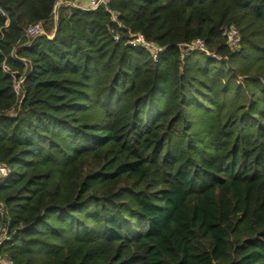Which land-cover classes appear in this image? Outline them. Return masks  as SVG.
<instances>
[{
    "label": "trees",
    "instance_id": "obj_1",
    "mask_svg": "<svg viewBox=\"0 0 264 264\" xmlns=\"http://www.w3.org/2000/svg\"><path fill=\"white\" fill-rule=\"evenodd\" d=\"M0 164L4 262L264 264V0H0Z\"/></svg>",
    "mask_w": 264,
    "mask_h": 264
},
{
    "label": "built area",
    "instance_id": "obj_2",
    "mask_svg": "<svg viewBox=\"0 0 264 264\" xmlns=\"http://www.w3.org/2000/svg\"><path fill=\"white\" fill-rule=\"evenodd\" d=\"M67 5L77 6L80 9L87 11H94L100 7H107L111 4L112 0H63ZM111 26L109 32L112 35L113 40L117 44L124 43L125 46L142 49L149 53L154 62H159L160 57L168 49L167 46H159L155 42L148 40L143 34H136L129 32L126 37H123L121 33L117 32L112 25L120 26L119 16L116 13H112ZM27 36L31 38H37L43 35V27L41 24L30 26L27 31ZM224 36L227 46L233 50H239L242 45V33L238 26L235 24L228 25L224 28ZM180 48L181 58L188 57L190 54L195 52H208V45L204 39L198 38L190 43H183L178 46ZM17 93H20L21 83L15 87ZM12 176V170L4 165L0 164V185L3 184L7 179ZM0 212L3 214V207L0 206ZM7 230L3 224H0V245L7 238ZM0 264H13L12 262H4L3 258L0 257Z\"/></svg>",
    "mask_w": 264,
    "mask_h": 264
},
{
    "label": "rangeland",
    "instance_id": "obj_3",
    "mask_svg": "<svg viewBox=\"0 0 264 264\" xmlns=\"http://www.w3.org/2000/svg\"><path fill=\"white\" fill-rule=\"evenodd\" d=\"M17 85H18V84H16V86H17ZM129 185H132V182H131ZM146 185H147V184H142V185H141V188L144 189V188L146 187Z\"/></svg>",
    "mask_w": 264,
    "mask_h": 264
},
{
    "label": "water",
    "instance_id": "obj_4",
    "mask_svg": "<svg viewBox=\"0 0 264 264\" xmlns=\"http://www.w3.org/2000/svg\"><path fill=\"white\" fill-rule=\"evenodd\" d=\"M58 8V7H57ZM56 13H57V9H56ZM7 237V236H6Z\"/></svg>",
    "mask_w": 264,
    "mask_h": 264
}]
</instances>
